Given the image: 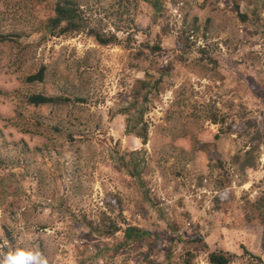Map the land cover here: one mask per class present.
Wrapping results in <instances>:
<instances>
[{"label":"rangeland","instance_id":"1","mask_svg":"<svg viewBox=\"0 0 264 264\" xmlns=\"http://www.w3.org/2000/svg\"><path fill=\"white\" fill-rule=\"evenodd\" d=\"M86 1L92 25L118 38L128 34L131 44L99 45L79 32L36 45L40 23L53 14L51 3L0 0V30L24 40L22 48L0 44V237L7 228L14 249L29 243L48 264H144L146 253L164 263L170 238L201 234L208 249L234 253L231 264L249 263L250 254L264 264L261 226L243 215L246 201L264 187V139L256 165L241 174L230 158L246 148V137L219 131L200 106L188 116L179 105L188 95L214 104L226 121L264 117V0H160L163 8L154 23L144 0ZM235 2L239 12L255 10L258 23L241 22ZM193 17L200 26L207 20L206 31L192 35L193 48L207 44L217 66L197 65L193 53L172 61L148 96L142 145L124 132V115H111L126 99L124 87L142 75L127 54L157 36L170 48L178 28ZM172 56L169 49L158 60L169 63ZM41 64L46 68L42 81L25 82ZM32 92L78 96L84 102L33 106L24 100ZM211 149L220 169L208 156ZM135 150L140 180L116 159ZM108 192L120 196L127 223L163 237L161 249L149 251L147 243L124 241L120 233L104 238L86 230L82 218H95ZM172 247L168 264H180V245ZM192 264H207L205 254L198 252Z\"/></svg>","mask_w":264,"mask_h":264},{"label":"trees","instance_id":"2","mask_svg":"<svg viewBox=\"0 0 264 264\" xmlns=\"http://www.w3.org/2000/svg\"><path fill=\"white\" fill-rule=\"evenodd\" d=\"M36 2L51 3L53 14L43 20L39 27L34 44L39 45L46 39L56 36L74 35L79 32H84L87 36L91 37L96 44L110 45L127 43L131 44L128 34L123 38H118L114 32L104 30L98 24L92 25L86 15L89 10L90 3L83 0H35ZM149 5L151 10L152 22L158 21L160 11L163 6L160 0H144ZM238 5L235 2L233 9H235L236 16L243 23L257 24L259 19L258 14L254 11L250 13H243L238 11ZM197 19L192 18V21L186 26L178 28L175 40L172 42L170 48H167L161 43L159 36L154 38L149 43L148 40L140 41L137 48L128 52V56L133 62L131 66L140 70L142 75L134 79L130 88L124 87L123 97H126L124 102L120 104L119 108L113 110L111 115H124V132L132 134L140 140L144 145L147 141V128L148 123L144 120L143 116L147 110L148 96L152 91L156 90L159 83L169 71L172 61L181 62L189 53H193V61L197 65H208L211 70L217 66L216 58L212 57L206 51L207 44L197 45L193 48L195 41L191 40L192 35L198 30L207 29V20L200 26L196 23ZM152 23V24H153ZM115 26V30H117ZM7 42L17 43L21 48L24 45V40H21L19 33H5L0 30V44ZM22 44V45H20ZM126 44V46H127ZM173 52L171 61L168 63H161L158 57L163 56L168 50ZM169 60V59H168ZM166 60V61H168ZM151 62L149 66H145V62ZM45 65L41 64L38 69L24 77L27 83L40 82L45 76ZM27 104L33 106L39 105H52L64 106L74 105L76 102H84L83 98L78 96L70 97L64 94L44 95L42 93H29L24 98ZM180 110L185 115H193L199 106L202 108L205 117L212 123L219 125V131L223 133L228 130H233L240 136L246 137V148L236 152L230 158V163L234 165L243 174L244 169L254 168L258 158L259 141L264 139V132H261L259 126L264 124L263 114L260 115V120L256 118H243L237 121H226L225 114L216 108L214 104L211 106L207 102L198 103L191 100L190 96L185 95L180 100ZM264 109V106L261 107ZM264 125L262 126V128ZM264 143V141L262 142ZM202 147L206 146L204 143L200 144ZM210 159L213 158V166L220 169L223 165L213 153V150H207ZM139 150L130 151L126 153L127 158L118 156L117 162L121 166L128 167L129 173L140 180V167L138 157ZM136 156V157H135ZM263 183H264V159H263ZM71 214V213H70ZM244 219L247 221L256 220L261 226V249L264 251V187L259 190L258 195L252 200L246 201V210L243 207ZM86 230L90 234H96L104 238L113 237L120 233L123 240H131L141 244L147 243L149 251L153 249H161L164 239L162 236L157 235L151 230L141 228L136 225L129 224L121 215V198L116 193H105L102 198V208H97L95 218H88L85 220ZM3 236L0 237V255L14 250L15 239L7 228H3ZM168 241L170 246L166 248V260L162 263L160 260H153L148 253L144 259V264H168L172 261V255L178 244L180 245L181 252L179 253L180 264H192L194 256L198 252L205 254L207 264H231L236 255L227 250H210L201 234H192L186 238L176 237L170 238ZM121 244V243H120ZM113 248V252L119 250L121 245ZM105 246V245H104ZM250 262L247 264H263L262 259L258 255L250 254Z\"/></svg>","mask_w":264,"mask_h":264},{"label":"clouds","instance_id":"3","mask_svg":"<svg viewBox=\"0 0 264 264\" xmlns=\"http://www.w3.org/2000/svg\"><path fill=\"white\" fill-rule=\"evenodd\" d=\"M0 264H48V261L38 248L21 242L14 250L0 255Z\"/></svg>","mask_w":264,"mask_h":264}]
</instances>
